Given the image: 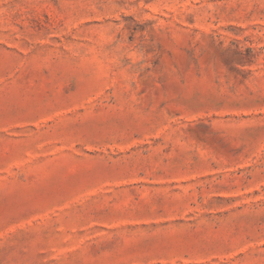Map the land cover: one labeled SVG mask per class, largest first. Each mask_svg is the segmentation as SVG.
Returning a JSON list of instances; mask_svg holds the SVG:
<instances>
[{"label":"rangeland","instance_id":"rangeland-1","mask_svg":"<svg viewBox=\"0 0 264 264\" xmlns=\"http://www.w3.org/2000/svg\"><path fill=\"white\" fill-rule=\"evenodd\" d=\"M0 264H264V0H0Z\"/></svg>","mask_w":264,"mask_h":264}]
</instances>
